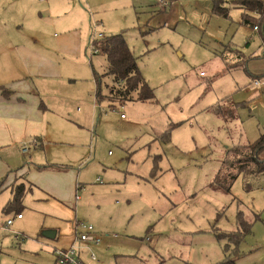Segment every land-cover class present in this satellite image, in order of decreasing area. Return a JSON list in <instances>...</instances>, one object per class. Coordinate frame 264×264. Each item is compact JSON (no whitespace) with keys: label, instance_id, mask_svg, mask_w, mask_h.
I'll return each instance as SVG.
<instances>
[{"label":"rangeland","instance_id":"rangeland-1","mask_svg":"<svg viewBox=\"0 0 264 264\" xmlns=\"http://www.w3.org/2000/svg\"><path fill=\"white\" fill-rule=\"evenodd\" d=\"M96 1L99 9L101 0ZM158 1L140 0L142 7H153L152 15L157 17ZM232 1L222 2L229 10L228 17H223L212 13L211 0H169L172 20L157 28L149 19L155 29L145 26L148 7L138 10L143 16L129 8L120 10L127 14L125 24L124 20L120 23L124 26L120 34L138 59L140 74L154 89L155 102H131L114 110L101 102L92 119H74L84 118L85 98L96 94L93 71L102 75L107 65L103 56L86 53L84 59L90 57L92 63H79L73 74L77 78H72L75 83L68 88L75 93L76 102H81L67 107L70 122L56 125L44 148L30 146L24 156L17 145L0 150V163H6L11 152V158L21 160L15 167L24 168L29 161L47 166L46 171L35 172V180L18 181L26 192L17 212L3 213L11 186L0 192V264H53L54 249L70 247L75 221L90 224L106 238L99 247L94 246L98 251L91 247L93 261L88 259L91 252L80 253L85 264H215L225 258L223 249L234 250L235 244L226 238L217 241L212 232L236 230L238 211L244 212L253 227L236 254L231 253L233 264H264V178L257 177L246 188L238 177L225 193L211 184L226 148L253 143L264 133V80L253 86L248 74L264 72V26L253 31L241 24L242 12L230 5ZM9 2L0 4V26H4ZM77 4L85 9L87 20L100 16L84 0ZM103 16L101 21L111 23L110 16ZM0 49L6 52L10 47ZM229 49L240 51L241 59L237 58L239 52L235 56ZM218 72L221 74L215 76ZM110 82L109 77L101 76L103 93ZM121 113L127 117L125 121H120ZM173 125L178 126L171 131V143L160 151L162 173L154 180L148 178V151L146 147L137 150V145L150 142L152 139L146 140L149 133L162 135ZM128 167L131 187L125 188L116 187L103 171ZM53 176L64 181L53 180ZM97 178L101 183L95 182ZM44 186L58 187L63 194L60 199L47 196ZM118 192H125L129 202ZM16 213L22 220H15L11 229L23 234L21 242L1 229ZM47 230L57 236L44 238ZM158 238L159 247L154 246Z\"/></svg>","mask_w":264,"mask_h":264},{"label":"crops","instance_id":"crops-1","mask_svg":"<svg viewBox=\"0 0 264 264\" xmlns=\"http://www.w3.org/2000/svg\"><path fill=\"white\" fill-rule=\"evenodd\" d=\"M3 1L0 0V4ZM84 1L89 10L92 7L95 14L99 12L97 14L100 16L96 17L95 20H87V14L84 13L85 9L81 10L79 8L77 0H10L11 7L4 10V26H0V46L7 45L10 49L6 52L0 49V150L9 149L12 145H17L18 152L24 156L29 153L30 146L33 149H38L35 146H39L42 143V147L40 146V148H44L46 140L52 138L51 130L57 127L56 125L60 126V123L65 125L70 122V118L72 117H69L67 107L70 103H74L75 105L81 103L80 101L76 102L75 93L68 89L70 85L75 83V80L72 78H77L73 75L74 69L79 66V63L86 64L87 60L89 63H92V60H90L91 56L98 57L97 54L92 53L93 49L91 45L92 41L98 40L96 38L98 34L108 37L121 32L124 26H120V23L124 20L125 24L127 20V14L125 11H123L124 13H120L121 9L125 10L129 8V11L130 9L133 11L131 13L143 16V13L138 12V10L142 11L148 7L150 10L147 12V15L144 14L145 26L149 24L148 28L152 29L155 28L150 25V21L157 28L159 26H166L167 22L172 20L171 16L174 12L169 0H162L164 4L158 1L157 5H155L159 14L158 17L152 15L153 11H155L153 7L150 5L142 7L140 0H101L98 6L99 9L95 8V5H97L96 0ZM240 10L244 14V11ZM103 15L110 16L112 19L111 23L107 25L103 20L101 21V18L103 19L104 17ZM149 19L150 21L148 22ZM161 21L163 23L159 24ZM252 30L255 31L254 29ZM125 43L127 44L126 39ZM127 45L129 47V44ZM87 52L90 54V59L85 60L84 56ZM230 52L235 56L238 52L240 53V51L234 49L230 50ZM237 58L241 59V53L237 55ZM250 60V58L249 60L245 59L242 63L246 65ZM17 66L21 69L18 70ZM106 66L103 69H106ZM219 74L221 73L218 72L215 76ZM92 76L95 81L94 71ZM75 92L77 94L80 93L78 89ZM85 100L87 112H85L84 118L80 116L74 117L77 121L84 120L85 117H91L92 119L96 114V110L99 109L95 102V93L93 97L91 95L87 96ZM123 106L125 104L121 108ZM76 110L79 111L80 108L77 107ZM121 115L124 114H120V121H125L127 117L124 115V118H121ZM174 127L177 126L173 125L169 128L171 129L168 134L169 136L164 135L166 131L162 135L149 133L151 137L146 138V140H152L148 143H142L140 146L137 145V150L142 151V148L146 147L148 151L147 156L150 158L148 178L154 180L162 173L161 166L159 165L163 164V155L160 154V151H162L163 145L171 143V131ZM135 138L136 140L139 139L138 137ZM25 141L34 145H27L24 143ZM24 148L27 150L23 152ZM8 154L10 156L8 155L7 162L0 163V178L6 174L5 177L7 179L0 192L10 187L14 182L17 184L18 181L25 183L35 180V172L38 171L30 161L27 162L28 165L24 168L20 166L15 167L18 164L17 162L21 163V160L19 158H11V152ZM25 168L24 172L23 169ZM169 170L173 171L172 167H169ZM103 171L111 182L117 184L115 185L116 187L121 186L125 188L128 185L131 187L130 177L132 173L129 167L124 171L118 172L110 171L107 168H104ZM47 174L50 175L51 173ZM55 177L53 176L52 179L64 181L63 177ZM95 182L101 183V180L97 178ZM69 184L68 189L70 192L72 184L71 182ZM74 184L77 190V184ZM9 189L12 197V187ZM43 192L47 196L55 197L56 199H60V196L63 194L62 190L58 187L51 190L44 186ZM118 194L121 195L125 202H129L131 199L125 192H118ZM9 200L7 201L9 202ZM16 216H14L15 220H22V218L18 219ZM13 223L8 231H2L14 235L17 231L11 229ZM95 233L100 237V244H102L106 238L100 235L97 230H95ZM56 236L57 233L55 232ZM74 237L70 246L73 244ZM105 237L109 238L108 235H105ZM20 238V240L15 239V241L21 242L23 234L20 235ZM124 238L134 239L133 236H124ZM175 238L178 239L177 236ZM160 240V238L154 240V246L159 247ZM100 244L94 245L90 243L88 245L90 246L89 252L88 250H81V252L90 253L92 252L91 247H99ZM94 248L98 251L97 247ZM52 255L55 260L54 252ZM168 257L175 256L171 254ZM88 259H90L89 256Z\"/></svg>","mask_w":264,"mask_h":264},{"label":"trees","instance_id":"trees-1","mask_svg":"<svg viewBox=\"0 0 264 264\" xmlns=\"http://www.w3.org/2000/svg\"><path fill=\"white\" fill-rule=\"evenodd\" d=\"M223 1L225 2V0H211L212 13L217 16L228 17L229 10L222 5ZM230 5L233 7L237 6L244 11V14H242V24L249 26L251 29L256 28L257 31L262 29L264 26L263 0H234ZM91 45L93 49L92 53L98 56L101 55L106 60L107 66L102 75L103 77H109L111 80L110 84L105 86L106 92L103 93L100 89L102 75L98 76L94 73L96 83L95 102L97 105H100L101 102H106L107 106L114 110L116 107L131 101L141 103L155 102L154 89L149 87L142 74H140L138 59L125 43L122 34L98 38V40L92 41ZM249 75L253 80H264V73ZM170 130H167L164 135L169 136ZM40 146L42 147V143L35 147L40 148ZM220 164L221 167L217 170L211 184L224 193L229 190L238 177L243 179L246 188L257 177L264 178V133L260 134L253 143L227 148L225 157ZM35 169L38 171L45 170L47 166H35ZM5 182L6 178L0 180V190L3 188ZM10 186L12 187V197L3 209V213L6 215L13 210L17 212L22 207V200L26 192V186L23 183L15 184L14 182ZM16 215L20 214L17 213ZM253 219L256 221L258 216L255 215ZM76 223H79V221ZM235 226L236 230L229 233L212 232L217 241L226 238L229 241L232 240L235 244L234 250H228L226 246L223 249L225 258L215 264L234 263L235 258L231 257V253L234 251L236 254L235 251L243 242V237L251 233L253 222L247 220L244 212L238 211ZM56 251L58 250L54 251V256ZM54 264H60L57 262L56 257Z\"/></svg>","mask_w":264,"mask_h":264},{"label":"built area","instance_id":"built-area-1","mask_svg":"<svg viewBox=\"0 0 264 264\" xmlns=\"http://www.w3.org/2000/svg\"><path fill=\"white\" fill-rule=\"evenodd\" d=\"M159 2L164 4L162 0H159ZM254 30L257 29L254 28ZM102 37H103L102 34H98L96 38L98 39ZM263 55H264V51H263ZM259 85H260L259 81L254 80L253 86H259ZM121 118H124V116L121 115ZM26 150L27 149L24 148L23 152ZM16 217L18 219L22 218L21 215H17ZM14 220L15 218H11L7 220L4 223V225L1 227V229L3 231H8ZM74 231H75V237L71 247H69L68 249H58V251L55 252V257L57 259V262H59L60 264H84L83 261H81L80 259L81 250H88L89 252L90 246L88 245L90 243L94 245H98L101 242L100 237L95 233V230L90 224H85L84 222L76 223L74 224ZM14 238L16 240H20L21 239L20 234L15 233ZM89 257L91 260L95 259V256L92 252L90 253Z\"/></svg>","mask_w":264,"mask_h":264},{"label":"water","instance_id":"water-1","mask_svg":"<svg viewBox=\"0 0 264 264\" xmlns=\"http://www.w3.org/2000/svg\"><path fill=\"white\" fill-rule=\"evenodd\" d=\"M46 238H54L55 237V232L54 231H44L42 234Z\"/></svg>","mask_w":264,"mask_h":264}]
</instances>
